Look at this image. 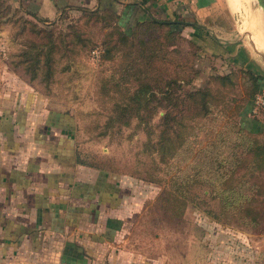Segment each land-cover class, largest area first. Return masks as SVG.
<instances>
[{
  "label": "rangeland",
  "instance_id": "374dc122",
  "mask_svg": "<svg viewBox=\"0 0 264 264\" xmlns=\"http://www.w3.org/2000/svg\"><path fill=\"white\" fill-rule=\"evenodd\" d=\"M79 16V12L70 11L60 19L39 22L11 7L0 6V127L7 123L10 127H19L22 132L29 128L31 133L23 137L32 142L37 138L35 133L52 130L60 148L65 146L71 151L76 146L85 160H103L125 172L120 177L124 180V193H127L132 210L125 233L127 245L131 249L134 246L146 264H264V220L259 231L234 224L224 225L206 214L202 210L205 207L193 204L187 206L182 218L170 219L159 207L158 200L172 176L185 175L191 165L197 163L200 166L208 161L211 151H216L212 145L207 146L208 140L214 138L213 132L234 126L264 136V106L257 107L255 113L252 111L249 102L254 104L258 92L254 98L248 99L250 87L240 73L241 68L227 58H219L217 52L211 55L213 58L204 54L196 41L180 32L182 41L178 59L187 60L195 52L191 58L197 72L192 85L212 88L219 102L213 120H198V126L193 130L197 138H191L176 159L163 164L155 151L149 154L143 148L148 138L155 144L162 110L151 119L148 135L143 127L138 126L136 119L128 126L104 127L111 114V101L99 93V80L119 63L118 59H101L98 56L100 49L94 52L82 50L70 61L59 58L56 73L49 84L38 79L29 80L22 67L16 66L17 63L14 65V56L35 38L32 30L55 29V21L59 28H64L67 22H77ZM197 20L209 27L208 30L219 40H223V33H230L258 60L264 74L252 36L258 37L260 29L264 31L257 0H215L214 6L201 11ZM100 25L84 26L97 46L106 32V28ZM188 40L196 43V48L190 47ZM224 74L232 75L233 85L221 86L212 80L214 75ZM189 87L185 86L186 89ZM247 104L251 107L245 114ZM237 106L243 109L235 113ZM15 111L17 121L12 117ZM54 113L55 120L52 118ZM146 172L162 180L141 178Z\"/></svg>",
  "mask_w": 264,
  "mask_h": 264
},
{
  "label": "trees",
  "instance_id": "16d2710c",
  "mask_svg": "<svg viewBox=\"0 0 264 264\" xmlns=\"http://www.w3.org/2000/svg\"><path fill=\"white\" fill-rule=\"evenodd\" d=\"M70 11L79 12L80 19L67 22L64 28H59L55 21V29L32 30L35 38L14 56V65L21 66L29 80L49 84L59 58L70 61L82 50L100 49L101 59H118L119 63L99 80V93L111 101V114L104 127L120 128L136 119L148 135L151 119L162 110L157 140L154 144L148 138L143 148L149 154L155 151L163 164L176 159L191 138H197L193 130L198 120H213L219 102L212 88L192 85L197 72L191 58L195 52L187 60L177 57L182 41L179 27L188 23L151 18L135 21L127 31L113 9L73 6L63 9L59 19ZM34 17L39 22L46 21ZM95 23L106 28L99 46L84 29ZM188 43L196 48L192 40ZM240 73L250 87L248 99L254 98L264 88L258 82L260 76L245 68ZM212 80L221 86L234 84L230 74L214 75ZM241 108L237 106L235 113ZM229 128L213 132L214 138L208 140L207 146L212 145L216 151H211L208 161L200 166L191 165L188 173L172 176L169 186L163 187L158 197L159 207L170 219L182 218L187 206L193 204L205 207L202 210L218 223L260 230L264 220V136L259 137L244 127ZM79 153L76 148L79 164L125 174L106 161L85 160ZM146 173L138 176L148 181L162 180Z\"/></svg>",
  "mask_w": 264,
  "mask_h": 264
},
{
  "label": "crops",
  "instance_id": "0c3cea01",
  "mask_svg": "<svg viewBox=\"0 0 264 264\" xmlns=\"http://www.w3.org/2000/svg\"><path fill=\"white\" fill-rule=\"evenodd\" d=\"M214 2L0 0L24 16L45 22L54 21L63 9L73 6L113 9L125 29L137 20L151 18L187 22L177 26L204 54L211 57L217 52L219 58L252 70L263 86L262 67L242 43L228 32L219 40L198 22V14ZM248 104L245 114L251 107ZM12 117L17 121L16 111ZM52 118L55 120V113ZM4 124L0 127V264H146L134 246L127 245L125 233L132 210L123 175L77 163L76 146L71 151L60 148L52 130L35 133L32 142L23 137L31 133L29 128L22 132Z\"/></svg>",
  "mask_w": 264,
  "mask_h": 264
},
{
  "label": "bare ground",
  "instance_id": "6f19581e",
  "mask_svg": "<svg viewBox=\"0 0 264 264\" xmlns=\"http://www.w3.org/2000/svg\"><path fill=\"white\" fill-rule=\"evenodd\" d=\"M260 32L262 33V35H261V33H259V36L258 37L254 36V34H252V32H251V34L253 36V42L255 44V51L264 52V31H262L260 29Z\"/></svg>",
  "mask_w": 264,
  "mask_h": 264
},
{
  "label": "built area",
  "instance_id": "2783aa9c",
  "mask_svg": "<svg viewBox=\"0 0 264 264\" xmlns=\"http://www.w3.org/2000/svg\"><path fill=\"white\" fill-rule=\"evenodd\" d=\"M0 38H1V31H0ZM253 106V112H257V107H263L264 106V88L258 92V94L256 95V98L254 100V104H252Z\"/></svg>",
  "mask_w": 264,
  "mask_h": 264
},
{
  "label": "water",
  "instance_id": "95a60500",
  "mask_svg": "<svg viewBox=\"0 0 264 264\" xmlns=\"http://www.w3.org/2000/svg\"><path fill=\"white\" fill-rule=\"evenodd\" d=\"M257 3L261 9V13H262V16H263V27H264V0H257ZM259 54L261 60H262V63H263V66H264V52H260V51H255Z\"/></svg>",
  "mask_w": 264,
  "mask_h": 264
}]
</instances>
